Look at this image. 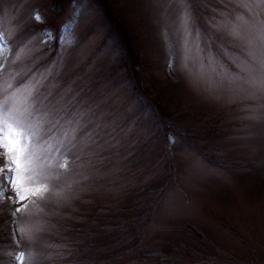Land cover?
<instances>
[{
    "label": "rangeland",
    "instance_id": "374dc122",
    "mask_svg": "<svg viewBox=\"0 0 264 264\" xmlns=\"http://www.w3.org/2000/svg\"><path fill=\"white\" fill-rule=\"evenodd\" d=\"M193 1L110 0L134 36L135 79L126 82L129 61L115 71L124 55L105 38L108 25L89 0L69 3L47 61L54 34L30 24L55 19L61 4L0 0V111L27 120L26 105L33 116L46 110L29 126L42 141L32 159L46 166L32 186L48 189L15 202L12 188L2 186L0 215L9 194V212L19 219L11 233L0 225L11 238L0 242V264H159L157 253L171 255L168 264L181 256L185 264H231L188 257L191 247L213 255L200 233L240 262L264 261V0ZM138 81L151 94L188 104L185 121L210 123L212 133L197 139L205 150L244 163L216 166L171 133L165 146ZM77 120L73 145L61 144L60 127ZM62 159L65 168L58 167ZM166 182L144 228L113 238L109 217L137 220L145 211L139 205Z\"/></svg>",
    "mask_w": 264,
    "mask_h": 264
},
{
    "label": "trees",
    "instance_id": "16d2710c",
    "mask_svg": "<svg viewBox=\"0 0 264 264\" xmlns=\"http://www.w3.org/2000/svg\"><path fill=\"white\" fill-rule=\"evenodd\" d=\"M54 1H57L62 6V9L58 11V15L56 16L55 19L47 18L42 22L33 21L30 24L31 29L42 30L44 28H48L51 30V33L54 34V37L50 42V46H52L53 49L50 52V55L45 59V61H47L55 54L56 46L58 45L57 37H58L59 29L61 25L64 23L65 13L69 7V3H71L73 0H54ZM89 1L93 6L99 8L100 10L99 21L101 23H105L108 25L107 31L105 33V38L114 39L113 42L121 47L120 48L121 52L124 55L122 56L123 57L122 60H119L118 63H116L115 71L118 69L121 70L124 67L123 65L127 61H129V68L124 71L125 72L124 78L126 79V82H130L132 78L135 79V76H133V72H136L135 71L136 69H134V67H135V62L137 63V58H138L134 56L135 42L132 31L129 30L126 23L124 22L123 15L120 14L118 5H116L115 11L118 12L116 14L110 0H89ZM193 2L196 3L195 0ZM24 31H26V29ZM126 71H128V73ZM139 82L140 81H138L137 83V88H136L137 92L142 97V100L148 110V114L154 117L152 121L157 123L158 125V130L155 138L160 137V135H162L165 146L168 144V135L171 133L174 136V142L176 141L177 138L184 139L185 142L199 149L201 154L208 161H210L213 164H216V166L231 167L233 165H239L244 163V161L241 159L240 160L226 159L223 162L222 160H224L225 158H223L220 155L209 153L208 150H205L197 141V139H201L202 137H205L204 135L207 133H212V131H208L211 128L210 123L206 119H201L193 123L185 121L183 117L189 111L188 104L186 103L182 104L181 102L179 103L178 101H172L170 99L162 97L161 95H155L154 93L151 94L150 93L151 88H148L145 85L143 86L144 88H142L139 85ZM127 84L129 85V83ZM182 121L188 126L186 130H182L180 128ZM168 153H170L169 149H168ZM230 161H234V162H230ZM0 166L3 165L0 164ZM171 169L172 167H170L169 169V175H171L172 173ZM169 184L170 182H166L163 185H158V187L153 188V191L157 192L156 195L157 197H155V199H151L139 205V208H143L145 209V211L143 212V215H140L138 217L137 220L131 221L128 219L118 218L117 216L109 217L111 221L110 220L108 221H110L111 224L107 226V229L114 232L113 238L116 236L115 235L116 232H124L125 230H128L129 227L131 226L134 228L140 227L142 230V228H144V225L142 227L141 225L145 223V218L148 217L147 215H149V213L153 212V209H155V207L157 206L158 201L160 200L162 194L165 192ZM3 198L4 201L2 202L1 209H3L4 212L2 213V215H0V225L3 223V225L7 227V231L11 233L12 231H11L10 223L16 222L19 219V216L18 215L14 216L12 213L9 212V208H8L9 194H5ZM7 231L6 230L0 231V242L10 241L11 238L8 237ZM200 234H201L200 236H197L198 240L201 243L207 245L209 247V251L213 252V255L212 253H210V254H206L205 257H201L202 252L196 250L193 247H191L192 250L184 249V251L186 250L189 251V253L187 254H189L188 257H191L192 260L198 257L200 259L205 258L213 262L217 260L220 261L229 260V263L231 264H264V261L262 262L257 261L256 263L249 261L240 262L237 258L229 256L230 254H228L218 245H214L213 242H211V240L202 236V233ZM14 245H16L15 247H17L18 249H21L23 247V242L20 241L18 244H14ZM154 256L155 258L158 259V261L161 260L159 264H168L167 260L170 258L171 255L157 253L154 254ZM186 258L187 256H181V258L178 257L175 258V260L177 261L178 264H185L187 260Z\"/></svg>",
    "mask_w": 264,
    "mask_h": 264
},
{
    "label": "snow or ice",
    "instance_id": "6c2138e0",
    "mask_svg": "<svg viewBox=\"0 0 264 264\" xmlns=\"http://www.w3.org/2000/svg\"><path fill=\"white\" fill-rule=\"evenodd\" d=\"M244 6L248 7L247 4ZM36 19H41L38 13L36 14ZM183 23L186 27V15L183 18ZM47 42H51V40L49 39ZM22 87L27 88L28 85H22ZM262 87H264V84H262ZM40 102L41 104L43 103L42 100ZM8 106L4 105L5 108ZM26 107L31 112L32 105H26ZM30 112L26 113L28 116L27 120L22 118L14 120L11 117H5L3 111H0V149H3L0 155L5 159V164L0 166V176L3 177V180L0 181V191H2L4 184L11 187L16 193L15 202L25 201L30 195L43 197V194L48 191L46 186H32L35 184L38 174H46V166L42 163L37 166V163L32 159L33 145L42 143V141L29 126L31 121L40 120L46 110L35 109L36 114L34 116ZM56 123L58 124L59 121ZM37 126L39 127L40 125ZM81 127L79 120L75 122L69 121L67 128L61 126L58 132L59 142L63 144L66 141L69 146L73 145ZM169 142H173L171 137H169ZM58 167L65 168L66 161L62 159ZM9 199L12 198L10 197ZM25 207L26 205H22L16 211H23ZM13 236L15 237V230ZM21 256H23V253H21Z\"/></svg>",
    "mask_w": 264,
    "mask_h": 264
}]
</instances>
